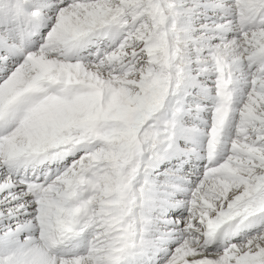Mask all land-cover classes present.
Here are the masks:
<instances>
[{"label": "snow or ice", "instance_id": "snow-or-ice-1", "mask_svg": "<svg viewBox=\"0 0 264 264\" xmlns=\"http://www.w3.org/2000/svg\"><path fill=\"white\" fill-rule=\"evenodd\" d=\"M0 264H264V0H0Z\"/></svg>", "mask_w": 264, "mask_h": 264}]
</instances>
